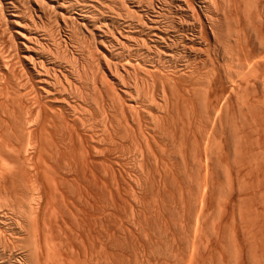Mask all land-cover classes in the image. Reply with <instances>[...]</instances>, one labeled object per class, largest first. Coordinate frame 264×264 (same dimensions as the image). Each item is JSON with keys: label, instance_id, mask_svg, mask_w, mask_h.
<instances>
[{"label": "bare ground", "instance_id": "1", "mask_svg": "<svg viewBox=\"0 0 264 264\" xmlns=\"http://www.w3.org/2000/svg\"><path fill=\"white\" fill-rule=\"evenodd\" d=\"M21 1L0 7V264H264V0H161L167 23L160 0Z\"/></svg>", "mask_w": 264, "mask_h": 264}, {"label": "rangeland", "instance_id": "2", "mask_svg": "<svg viewBox=\"0 0 264 264\" xmlns=\"http://www.w3.org/2000/svg\"><path fill=\"white\" fill-rule=\"evenodd\" d=\"M2 1L4 2V0H1V1H0V7H2V5H3V4L1 5V2H2ZM20 1H21V0H20ZM23 1H24V2H23ZM143 1L145 2V0H143ZM3 2H2V3H3ZM28 2H30V1H29V0H22V1H21L22 6L26 5V6H24V8H28V9H26V10L29 12V5H28V4H30V3L33 4L34 2H33V3H32V2L28 3ZM23 3H24V4H23ZM27 3H28V4H27ZM115 3H116V2H115ZM115 3H114V4H115ZM120 3H121V2H120ZM120 3H119V4H120ZM116 4H117V6H116V5H114V6H115L116 9H117V7L119 6V4H118V2H117ZM163 4H164V5H163ZM169 4L171 5L170 2H169ZM169 4H168V3L165 4V3H163L161 0H160V5L158 4L159 7H161V9L163 8L162 10H159V12L161 13V19H162V20L164 19V21H165L166 23H167V22H170V19H172L171 16H173V12H172V10H171V6H172V5L170 6ZM33 5H34V4H33ZM162 6H163V7H162ZM165 6H166V7H165ZM169 6H170V8H169ZM119 8H120V10H116V11H119L118 14L123 16V17L121 16V18H126V19L128 18V19L133 20V16L131 15V14H133V13H132L131 10H130L131 13H127V14H128V16H127V14H126V15L124 14L125 11H124V12H121V11L123 10L122 5H120V7H118V9H119ZM167 8H168V9H167ZM1 9H3V11H2ZM121 9H122V10H121ZM7 10H9V11H7ZM167 10L170 12V14H169V12H168ZM163 11H164V12H163ZM1 12H2L5 16H4ZM8 12H10V9H9V8H8V9H4V6H3V8H0V42L2 43V44L0 43V54L2 55V54L4 53L3 55H9L10 53H12V54H15V56H16V53H15V52H16V49H14V45L16 44V43H15V42H16V40H15V39H16V38H15L16 36H15V34L13 33V31H11V30H12V27H13L12 24H9V23L7 22L8 20H6V19L9 17V13H8ZM171 12H172V13H171ZM5 13H6V14H5ZM164 13H165V15H164ZM123 14H124V15H123ZM129 14H130V17H129ZM167 14H168V15H167ZM1 15H2V16H1ZM50 16H51V17H49V16L46 17L47 19H44V20H43V23L45 22L44 25L47 27L46 29H48L49 27H50L51 29L53 28V30H54V37H55V38L53 37V40H56L57 38L59 39V40H56V41H57L56 44H58V45H56V44L54 43L56 46H58V47H55V48H57V50H59L58 48H60V49H62V51H66V49L63 48V47H64V46H63V43H61V40H60V39H61L60 35L62 36V33H63V32L61 31V28H62V27H60L61 23H60V21H58L59 18L55 17L54 15H53L54 17H52V15H50ZM126 16H127V17H126ZM3 17H5V18H3ZM131 17H132V18H131ZM54 18H55V19L57 18L56 20H57L58 22H57L56 20H54ZM166 18H168V20H167ZM3 20H4L5 22H4ZM50 20H51V22H50ZM48 23H49V25H50L51 23H52V24L49 26ZM56 23H57V24H56ZM58 23H59L60 25H59ZM1 24H2V25H1ZM7 24H8V25H7ZM46 24H47V25H46ZM57 25H59V28H60L59 30H58V26H57ZM1 26H3V27H1ZM4 26H5V27H4ZM51 26H52V27H51ZM56 26H57V27H56ZM50 28H49V29H50ZM9 29H10V30H9ZM49 29H48V30H49ZM55 29H56V31H55ZM3 30H4L5 32H4ZM74 30H75V31L77 30V31L74 32ZM59 31H60V33H61L60 35H59ZM80 31H82V30H80ZM80 31H79V26H78V28H77V25H74L73 33H72V34H73L72 40L69 41V43H68L67 46H66V47H67V50H68L67 53H66L68 58H66V57H65V58H66V60L71 59V60H68V61H69V62H68L69 64H70V62L72 61V62H71V63H72V64H71L72 66L69 65V66H71V67L74 66V65H73V64H74L73 60L75 61V59H73L72 56L70 55L71 51L75 53L77 50L80 49V48H79V47H80L79 43L82 44V43L80 42V41H82V39H83V41L87 40V42H89V44H90V41H88V40L90 39L89 36H88V35H87L88 37L85 36L87 33H85L84 30H83L82 32H84V35L82 34V37H81V32H80ZM180 31H181V30H180ZM180 31H179V34L181 35V33H183V32H182V31L180 32ZM3 32H4V33H3ZM77 32H78L80 35H78ZM5 34H6V35H5ZM77 35H78V38H77ZM2 36H3V38H2ZM11 36H14V37H11ZM58 36H59V37H58ZM74 36H76V38H74ZM83 36H85V38H84ZM4 38H5V39H4ZM13 38H14V40H13ZM87 38H88V39H87ZM3 39H4V40H3ZM8 39H9V40H8ZM10 39H11V40H10ZM80 39H81V40H80ZM84 39H85V40H84ZM73 40H74V41H73ZM77 40L79 41V43H78ZM10 41H11V42H10ZM13 41H14V42H13ZM56 41H55V42H56ZM59 41H60L61 46H59V45H60V44L58 43ZM83 41H82V42H83ZM9 42H10V43H9ZM12 42H13V43H12ZM87 42L85 41V42H83V44L86 43V44L88 45ZM3 43H4L5 45H4ZM10 44H12V47H13V48L11 47ZM83 44H82V45H83ZM86 44H85V46H87ZM132 44H133V42H132ZM82 45H81V46H82ZM92 46H93V44H92ZM71 47H72V48H71ZM132 47H133V45H130V47L128 46L127 48H125V52H123V53L121 54L122 56H123V55H124V56H123V57H122V56L119 57V59L122 58V62H125L126 60H127V61H132V62H133V54H132V53H133V51H132L133 48H132ZM77 48H79V49H77ZM4 49H5V50H4ZM11 49H12V50H11ZM74 49H75V50H74ZM76 49H77V50H76ZM126 49H127V50H126ZM14 50H15V51H14ZM129 50H130V52H129ZM13 51H14V53H13ZM62 51L60 50V52H62ZM131 52H132V53H131ZM61 56H62V55H61ZM59 57H60V55H59ZM124 57H125V58H124ZM130 57H131L132 59H131ZM178 58H179V57H177V59H178ZM123 59H124L125 61H124ZM128 59H131V60H128ZM16 66L20 67V68H21V71H20V68H18V67H17V69H16ZM15 70H16L17 72L19 71V73H22V72H23V68H22V66H21L19 63H17V64L15 65ZM126 159L128 160V158H126ZM126 159L124 158V159H121V160H126ZM127 160H126V161H123V162L121 161V163H120V166H121L120 169H121V171H122L123 173H125L126 171H124V170H125V168H126V170H128L127 173L130 172L129 174H131V173L133 174V171H134V170L136 171V167H133V166H135V163L133 162V161H134V160H133V157H132V160H133V161H129L130 163H128ZM132 163H133L134 165H133ZM127 164H128V165H127ZM122 165H123V167H122ZM126 165H127V166H126ZM131 165H132V167H131ZM127 167H128V168H127ZM123 168H124V170H123ZM129 168H131L132 171H131V169H130V171H129ZM134 168H135V169H134ZM133 169H134V170H133ZM135 171H134V172H135ZM132 178H133L132 180H133V183H134V184L132 183V186L134 185L135 187L133 186V188L137 189V188H136L137 185L135 184L136 182H135L134 176H133ZM216 186H218V185H216ZM133 188H132V190H133ZM215 188L217 189V187H215ZM135 189H134V190H135ZM134 190H133V191H134ZM135 191H137V190H135ZM215 191H216V190H215ZM214 194H215V193H214ZM214 197H217L216 194H215ZM214 197H213L212 199H209V202H212V201L214 200ZM132 198H133V197H132ZM215 199H216V198H215ZM210 200H211V201H210ZM215 201H217V199H216ZM214 203H216V202L213 201L212 203H209L210 206H208V207H209L210 209L207 208V209L204 211V213H207V215H208V213H209L210 211H213V209H214L213 206L216 208L215 205H217V209L215 210V211L217 212L219 203L217 202L218 204L216 203L215 205H214ZM236 203H237V202H235V204H233V206L235 207V208H233V210L235 209V217H237L236 215H237V212H238V210H237V204H236ZM211 207H212V209H211ZM2 209H3V208H2ZM5 210H6V211H5ZM5 210H2V211H3V213L6 212L5 214H6L7 216H5V217H6V218L8 217V218H7V223H6V225H8V226H6V227H2V226H5V225H2V224H1V225H0V230H2V232H4V234H5L7 237L9 236L8 238H10V235L12 236V231H11V227H12V226H11V225H14V224H12V223H15V222H13V220H14V215L11 213V211L8 212L10 209L8 210V209L5 208ZM0 211H1V209H0ZM230 211H232V210L230 209L229 212H230ZM236 211H237V212H236ZM216 212H212V213L214 214V213H216ZM212 213L210 212V214H212ZM213 214H212V216H213ZM207 215H206V216H207ZM214 215L216 216V214H214ZM11 216H12V217H11ZM210 216H211V215H210ZM208 217H209V216H208ZM186 218H187V217H186ZM186 218H185V219H186ZM211 218H212V217H209L208 220H210ZM231 218H232V217H231ZM186 220H187V219H186ZM186 220L184 221L185 224H184V223H183V224H184V226H185V227H184V231H185L186 234H188L190 228L188 229L189 226H187L188 223H187ZM236 220H237V219H236ZM236 220H235V221H236ZM230 222L232 223V219H231V221L229 220V223H228V224H230ZM244 225H245V224H244ZM5 228H6V229H5ZM4 229H5V230H4ZM187 230H188V232H186ZM198 231H199V232H198ZM198 231H196V236H197V237L201 236V235H200V234H201V233H200L201 231H200V230H198ZM203 231H204V230H203ZM244 232H245V226H244ZM197 233H198V234H197ZM203 235H205V232L202 234V237H203ZM228 235H230V234H228ZM228 235H227L226 237H228ZM245 235H247L246 232L244 233V238L246 239L247 236H245ZM187 236H188V235H187ZM220 238L222 239V236H220ZM223 238H224V237H223ZM224 239H225V238H224ZM224 239H223V241H226V240H227V239H226V240H224ZM220 241H222V240H220ZM245 243H246V242H245ZM223 245H225V243H224ZM217 246L219 247V245H217ZM12 247L14 248V246H12ZM203 247H204V246H203ZM203 247H202V248L199 247V249L202 250V251L200 250L199 255H202V256H200V257L198 258V260L200 261L199 263L202 264V262L206 259L205 262H204L203 264H207V263L210 261V259H208L209 256H206V255H208V253H207L208 251L206 252L205 248H203ZM211 247L216 248L217 250L219 249V250H218L219 253L222 252V251H223L222 248H224V247L221 248V246H220V248H218V247H216V245H213V246L211 245ZM226 247H227V246H226ZM6 248H7V246H6ZM8 248H9V249H8ZM8 248H7V249L10 250L11 247L8 246ZM252 248H253V249H252ZM254 248H255L254 246L251 247V250L254 251ZM11 249H12V248H11ZM203 249H204V250H203ZM216 249H215V250H216ZM221 249H222V251H221ZM224 249H226V248H224ZM227 249H228V247H227ZM217 250H216V251H217ZM218 251H217V252H218ZM224 251H226V250H224ZM203 253H204V254H203ZM214 253H215V252H214ZM246 253H247V250H246V251L244 250V254H246ZM215 254H216V253H215ZM217 254H218V253H217ZM253 254H255V256H256V251H255L254 253L252 252V253L250 254V257H251V258H252V256H253L252 259L255 258V256H254ZM219 255H220V258H223V262H225V263L227 262V264L229 263L228 261H229V258H230V257L228 258V256H226V255L223 254V255L225 256V258H227V260H228V261H226L225 258L222 257L221 254H218L217 259H220V258H218ZM251 255H252V256H251ZM203 256H204V258H203ZM251 258H250V259H251ZM201 259H203V261H201ZM245 259H246V257H245ZM207 260H209V261H207ZM221 260H222V259H221ZM245 261L247 262V259H246ZM151 262H152V261H151ZM151 262L149 261V264H151ZM213 262H214V261H213ZM199 263H197V264H199ZM225 263H223V264H225ZM166 264H168V261L166 262ZM178 264H179V263H178ZM208 264H209V263H208ZM213 264H215V263H213Z\"/></svg>", "mask_w": 264, "mask_h": 264}]
</instances>
